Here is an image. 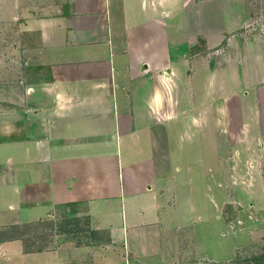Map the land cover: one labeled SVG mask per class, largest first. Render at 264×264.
<instances>
[{"label": "crops", "instance_id": "0c3cea01", "mask_svg": "<svg viewBox=\"0 0 264 264\" xmlns=\"http://www.w3.org/2000/svg\"><path fill=\"white\" fill-rule=\"evenodd\" d=\"M14 1L10 14L21 0ZM221 1L23 0L19 10L28 12V30L37 32L38 46L27 61L36 70L23 76L22 107L12 97L9 113L0 118V145L24 140L35 154L20 164L6 154L0 163V192L1 184L15 192L2 204L15 214L27 211L10 219L0 214V264H240L231 257L223 261L220 235L227 233L220 225L209 224L213 245L205 250L206 230L191 231L198 203L192 198L190 209L178 210L163 185L179 179L166 175L172 170L167 144L173 123L182 117L200 126L212 108L222 111L216 101L203 105L194 96L189 103L199 74L184 68L189 53L182 51L183 43L190 49L200 37L208 45L221 42L220 21L208 14L207 26L205 15L218 2L221 8ZM179 14L181 22L173 21ZM174 29L184 30L185 41L175 38ZM253 67L246 69L244 91L251 95L257 89L264 98V64L254 74ZM262 105L244 117L261 126L248 149L258 147L255 141L264 146ZM216 118L220 133L227 132L221 115ZM229 140L230 146L248 143L242 133ZM211 203L220 222V200L214 196ZM257 212L250 210L249 218L264 220V198ZM66 215L87 227L82 243L54 232L55 244L36 247L13 233L15 225L47 220L57 225ZM229 222L236 231L235 221Z\"/></svg>", "mask_w": 264, "mask_h": 264}, {"label": "rangeland", "instance_id": "374dc122", "mask_svg": "<svg viewBox=\"0 0 264 264\" xmlns=\"http://www.w3.org/2000/svg\"><path fill=\"white\" fill-rule=\"evenodd\" d=\"M221 3V8L218 2L211 12L208 10L205 12L207 26L210 24L208 14L212 13L217 23L220 21L217 27L222 33L220 34L221 42L216 45L211 43V46L207 44L206 39L200 37L198 43L190 49L186 42L183 43L185 45L182 51L184 55L189 53V64L184 68L194 70L195 75L199 74V78L196 75L194 80L195 93L190 94L189 103H192L194 96L195 100L197 99L203 105L216 101L222 107V111L219 113L212 108L206 117L204 115V124L200 126L191 123L192 120L185 124L182 117L173 123V130L170 132L167 144L173 153V161L169 165V167L172 165V170L167 171L166 175L169 177L178 175L179 179L163 180V185L171 190V199L177 202L174 205L178 210L181 205H183L182 208L190 209L192 198L198 203L199 212L192 213L196 219H193L194 226L191 231L201 234L206 230L205 250L207 252L213 245V234L209 232V228L212 229V227H209V224L220 225L221 231L227 233L220 235L223 261L231 257L239 260L240 264H264V220L249 218V211L257 212L264 198V148H262L264 146L260 147V142L255 141V145L252 144V146L258 145V147L248 149L249 143H252L251 139L258 137L261 126L249 116L244 118L249 111L258 112L255 105L261 107L263 102L261 100H264L261 93L257 94V89L251 95L244 91L245 84L249 83L250 78L247 76L246 69H252L254 65L252 70L254 74L260 71L264 64V0H222ZM23 5L24 2L21 0L19 7H15L18 11L10 14L9 9L16 6L15 1L12 3V0H0V118H4L5 114L9 113L12 97L13 104L18 109L22 107L23 76L28 73L29 68H31L30 72L36 70L32 64L29 66L27 61H30L28 55L38 46L37 32L28 30V23L24 17L25 15L28 18V12L19 10L23 8ZM33 13L35 10L30 14ZM181 18V14L179 17L175 15L173 21L181 22ZM244 19L247 20V24H241ZM199 23L203 26L202 21ZM235 27L236 29L232 30ZM173 31L177 34L175 38L185 41L183 29ZM256 38H262L261 42L256 43ZM213 74L216 77H213ZM219 86H222L221 90H218ZM236 86L238 91L233 90ZM200 88L201 91H199ZM240 88L243 89L242 92L239 91ZM254 102L255 105L251 109V104ZM262 106L264 112V103ZM190 113L192 114L193 111ZM216 113L221 115L222 127L224 129L226 127L227 132L220 133ZM241 115L245 122L244 130H241ZM8 116L10 117V114ZM241 133L248 139V143L230 146L229 139L232 138L234 141L237 137H241ZM237 149L238 152H236ZM27 151L33 152L31 154ZM6 154L14 158L15 163L20 164L22 159L25 160L30 155L32 157L35 153L34 148L27 141L15 140L9 141L8 148L0 145V163L5 162ZM182 169L184 170L181 171ZM0 193V197L5 200L4 202L0 199V210H4L7 206L2 203H8L15 192L1 184ZM214 196L216 200H220L222 213L220 222L216 219L217 213L211 203ZM253 203L258 205L253 208ZM63 213V211L59 212L58 217L60 218ZM259 213L257 212V215ZM0 214L7 215L10 219L17 215L27 216V211L21 210L20 213L15 214L8 210ZM202 214L205 218L197 220L198 215L202 216ZM231 220L237 225L236 231L231 227L229 222ZM47 225L51 227L52 223ZM38 227L40 225H31L23 230L30 232ZM15 232L13 231L14 234ZM85 233L72 229L66 237H72L80 244L84 241ZM53 234V230L49 228L39 235L44 239L37 241L38 244L42 242L49 243V246L55 244L57 237ZM217 234L216 232V244Z\"/></svg>", "mask_w": 264, "mask_h": 264}, {"label": "trees", "instance_id": "16d2710c", "mask_svg": "<svg viewBox=\"0 0 264 264\" xmlns=\"http://www.w3.org/2000/svg\"><path fill=\"white\" fill-rule=\"evenodd\" d=\"M77 221V223L75 224V222ZM48 223H52L51 227H49L47 224ZM81 220L79 218L76 217H68L67 215L64 217V219L62 220L61 223L56 225V222L53 220L50 221H41V222H37L34 224H29V225H15L12 228H15L13 231H17L15 232L14 235H19L20 237H24L25 240H31L33 241V246L39 247L38 242L37 241H41L44 238H40L39 235H42L46 230H48L49 228H51L53 230V232L56 233H68V232H72V229L74 230H78V231H85L87 229V227L84 225V227L81 225ZM31 225H37L40 227H38V229L32 230L30 232H25L23 230V228L27 227V226H31ZM72 225V227H71ZM45 230V231H44ZM41 233V234H40ZM29 234V235H28ZM46 242H42L41 244H44ZM41 246V245H40Z\"/></svg>", "mask_w": 264, "mask_h": 264}]
</instances>
